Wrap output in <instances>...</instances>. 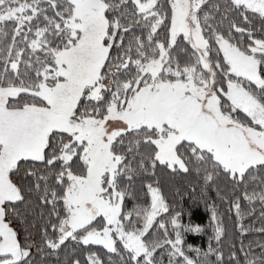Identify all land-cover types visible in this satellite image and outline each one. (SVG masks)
<instances>
[{
	"label": "snow or ice",
	"instance_id": "obj_1",
	"mask_svg": "<svg viewBox=\"0 0 264 264\" xmlns=\"http://www.w3.org/2000/svg\"><path fill=\"white\" fill-rule=\"evenodd\" d=\"M256 17L264 22V0H167V7L160 0H0V264H28L32 248L54 254L69 239L102 246L122 264H159L160 249L169 264H197L183 233L203 229L182 224L179 212L147 238L170 211L158 187L147 183L150 203L125 211L134 177L157 164L203 173L206 184L224 175L234 192L244 185V199L259 201L264 218V176L257 175L264 172V38L252 26ZM251 184L259 191L249 192ZM33 193L45 220L39 246L22 245L8 220ZM231 204L241 216L240 197ZM210 221L219 244L215 207ZM260 248L256 256L241 246L245 264H264ZM202 255L199 264L211 255L223 262L211 245ZM85 259L103 264L95 252Z\"/></svg>",
	"mask_w": 264,
	"mask_h": 264
},
{
	"label": "trees",
	"instance_id": "obj_2",
	"mask_svg": "<svg viewBox=\"0 0 264 264\" xmlns=\"http://www.w3.org/2000/svg\"><path fill=\"white\" fill-rule=\"evenodd\" d=\"M161 4L167 7V0H160ZM212 3H221L223 0H211ZM207 10V9H205ZM219 21V16L216 17ZM229 19H235L238 26L248 28L249 25L245 23L238 15L230 16ZM262 22L258 17L253 19L252 26L257 30V38H264V31L261 29ZM226 30L228 28L227 21L223 25ZM159 31V39L165 38L166 29L161 28ZM234 32V30H233ZM139 34V33H137ZM235 34V33H234ZM238 37V34H236ZM247 38L245 37V40ZM178 44L180 47H185L182 37H178ZM115 55V50L113 51ZM21 176L23 173L20 174ZM258 176H264V172L257 173ZM152 183L161 190L165 197L166 203L169 205V213L163 214L154 222V227L148 234L147 238L152 239L157 232L156 224L161 220H169L171 215L179 212L181 214V222L184 225L189 223L195 225L199 224L203 231L200 233H183V249L190 258L197 261V264L203 259V253L207 251L209 245L213 248H219L223 253L222 264H245V256L241 251L243 245L245 249L251 245L252 255L258 256L264 244V233L258 231L264 227V218H261V204L259 201L249 202L244 199L245 186L240 185L234 192V186L224 175L218 176L214 183L206 184L203 180V173L197 174L195 171L189 174L172 173L165 166L157 164L155 169L149 167L147 174L139 173L136 175L131 184L132 195L125 198V211H130L137 206H147L150 203V198L147 196V189L145 185ZM128 184L127 178H124V184ZM254 188L259 191L255 184L248 186V191L251 192ZM37 194L33 193L31 197H26L27 204H19L17 207L21 214L16 215L10 213L8 220L18 233V238L22 245L33 244L39 246L42 240V232L45 220L41 218V209L38 206L39 201L36 199ZM240 197L241 216H237L235 209L231 202ZM215 207L218 218L221 221L224 229V234L221 241L217 244L214 239L213 226L210 221L211 210ZM33 208L35 211H33ZM255 209L254 213L251 212ZM251 213V214H249ZM44 217H47V212L44 211ZM133 219H136L135 216ZM102 221L98 220L94 227H99ZM241 225L243 226V234ZM49 231L51 228L49 226ZM169 236L174 238L171 227L168 228ZM160 238L164 237V232H159ZM189 245L193 250L189 249ZM117 248L123 253L122 245L117 242ZM194 249H199L201 255L198 257ZM32 257L28 264H71L72 260L79 259L81 264H87L86 256L89 252H95L103 261V264H109L111 257V264H122L120 257L115 254H110L102 246L89 245L84 246L78 244L76 241L69 239L61 246L54 254L37 255V248H32ZM236 253V258L232 259V253ZM125 258L126 257V254ZM155 258L161 263L163 260L169 261L167 252L160 249L155 253ZM208 264H217L215 255L207 258ZM176 264H182V258H177Z\"/></svg>",
	"mask_w": 264,
	"mask_h": 264
},
{
	"label": "rangeland",
	"instance_id": "obj_3",
	"mask_svg": "<svg viewBox=\"0 0 264 264\" xmlns=\"http://www.w3.org/2000/svg\"><path fill=\"white\" fill-rule=\"evenodd\" d=\"M12 226V225H11ZM13 227V226H12ZM14 228V227H13ZM15 230V229H14ZM117 242H119V241H117ZM159 264H169V261H167V260H163L161 263H159Z\"/></svg>",
	"mask_w": 264,
	"mask_h": 264
}]
</instances>
